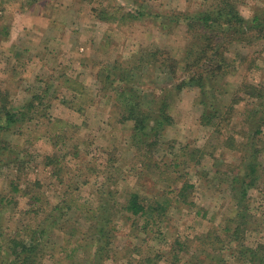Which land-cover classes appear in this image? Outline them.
Returning a JSON list of instances; mask_svg holds the SVG:
<instances>
[{"label": "rangeland", "instance_id": "374dc122", "mask_svg": "<svg viewBox=\"0 0 264 264\" xmlns=\"http://www.w3.org/2000/svg\"><path fill=\"white\" fill-rule=\"evenodd\" d=\"M204 1L0 0V87L9 90L15 107L38 94L46 96L44 104L48 101L47 118L41 127L43 138L34 141L35 145L26 144L31 148L27 156L29 167L21 173V189L27 180L38 181L40 186L30 187L27 196L12 195L11 204L5 213H0V231L25 229L43 218L34 213L44 203H48L46 210L60 203L72 208L62 219L63 228L69 236L74 233L81 238L53 233L47 246L42 241L45 252L41 264H126L132 257L133 264L139 258H143L140 264H146L151 247L158 251L165 240L171 241L175 235L190 240L211 226L221 228L236 217L234 198H239V190H234L233 179L243 175L240 155L250 152L253 141H242L248 150L241 153L227 149L215 123L220 118V109L229 105L235 91L233 86L244 81L263 85L264 41L245 49L244 45L239 47L245 55V64H237V70L221 81L220 78L210 81L205 94L194 87L176 89L172 77L156 71L150 58L153 51L167 49L173 61L183 60L190 39L185 25L162 23L158 17L163 15L167 19L178 11L197 13L213 9V0ZM102 5L118 16L114 20L110 16L111 22H104L106 25H96L90 20L91 10ZM247 5L240 7L246 19L264 10V0H247ZM130 10L141 14L134 19H122ZM19 34L25 35L22 39L26 40L11 44L22 37ZM248 63L253 65L246 68ZM133 68L136 70L125 81L139 93L142 110L154 112L164 97L171 118V123L160 129V137L152 148L145 146L150 137L144 138V144L139 143L133 137L132 123L120 122L123 110L116 91L123 71ZM204 102L218 111L213 125L200 123L201 114L211 111ZM220 131L224 133L226 129ZM13 143L21 145L22 141ZM257 146L264 150L263 144ZM48 154L64 159L46 167L42 159ZM189 158L193 163L183 167L182 161ZM257 162L262 165V169L257 168L259 180L245 197L247 218L255 230L246 233L243 243L252 248L256 243L264 245V152L258 154ZM153 163L158 167L152 166ZM173 167H177L174 172ZM177 173L194 186L188 208L175 202L172 179ZM138 175L141 176L137 178ZM5 177H13L10 170L0 175L1 194L10 191ZM167 177L172 178L169 180L172 191L168 192L164 188ZM114 190L118 194L110 198L109 192ZM129 190L137 191L147 204H152V199L167 203L168 197H172V207L160 213L159 218L154 217L157 223L149 224L147 230L153 232L146 236L138 235L132 219L120 221L118 211L124 202L120 194ZM36 195L41 202L32 206L30 199ZM102 204L103 210L114 214L109 221L116 227V233L114 239L111 233L110 244L100 256L95 254L94 235L98 225H103L99 219L94 222L91 213ZM99 211L101 208L96 212ZM142 221L134 224L141 225ZM4 233L0 244L8 242ZM188 253L191 255L193 249ZM221 253L220 259L225 264H243L230 251ZM203 259V264H220L217 254ZM155 264L167 263L161 260Z\"/></svg>", "mask_w": 264, "mask_h": 264}, {"label": "trees", "instance_id": "16d2710c", "mask_svg": "<svg viewBox=\"0 0 264 264\" xmlns=\"http://www.w3.org/2000/svg\"><path fill=\"white\" fill-rule=\"evenodd\" d=\"M211 4H213V9H206L197 13L178 11L167 19L163 15L158 17L162 23L170 21L175 26L184 24L187 34L190 36L183 60L173 61L174 57L165 51L167 49L155 50L150 54L155 70L169 74L173 79L175 88L178 90L184 87H194L205 94L207 84L210 81H216L219 78L221 81L228 74L237 70V64H245L243 60L245 55L239 51V47L244 45L243 48L245 49L264 41V10L256 11L249 19H246L240 13V7L249 6L247 0H213ZM91 12L96 20L102 22L110 23V16H113V20L114 17L118 16L116 13L109 12L103 5L98 10L92 7ZM140 14L141 12L130 10L126 13L127 16L122 19H134ZM249 64L246 65V68L253 65ZM135 70L136 68H133V71L128 69L123 71L120 79L122 82L116 91L117 101L120 104V109L123 110L120 122L132 123L133 137L139 143L144 144L142 142L144 138L150 137L148 139L150 142L145 146L146 148H152L156 145L158 137H160V129L162 126L169 125L171 118L166 112L167 103L163 100L164 97L157 103V109L154 112L142 110L138 97L139 93L125 81ZM233 88H235V91L230 97L229 105L223 106L225 110L220 109V118L218 117V123H215V129L220 135L224 136L223 146L236 152L241 153L248 150L242 141H253L250 152H244L243 155H240L239 165L244 166L245 169L243 175L238 174L233 179L234 190H239V198H234L237 206L236 217L226 221V224L221 228L211 226L206 232L194 236L190 240L189 237L187 240L175 235L171 241L165 240L158 251H154L155 249L153 250L151 247L150 250L152 251L150 256L147 257L148 263L146 264H155L156 261L161 260H164L167 264H203V258L213 254H217L220 264H225L220 259L221 250L230 251L234 257H239L238 260L243 264L246 262L249 264H255L256 262L264 264V245L256 243V246L252 248L246 247L243 243L246 233L255 230L251 221L247 218L249 210L245 197L250 189H255L259 180L257 178V168L262 169V165L257 162V156L264 150H262V147V149L258 148L257 145L259 143L264 145V83L263 85H255L244 81L238 84L237 87L233 86ZM43 98L46 99V96L33 95L31 99L15 107L9 90L0 87V175L4 170H10L13 176L12 178L5 177L9 181L10 191L8 194H1L0 191L1 214L5 213L9 204H11L12 195L19 193L20 196H27L30 187L37 188L40 186L38 181L27 180L24 181L26 186L23 189L20 188L22 184L21 173L24 168L29 167L27 156H29L31 148L26 144H33L34 141H40L43 138L41 127L47 118L48 108V101L44 104ZM203 104L209 105L211 111L201 114L200 123L213 125V120L217 117L218 111L211 107L209 103L204 102ZM222 125L223 127H221ZM218 126L224 128V130L226 129V131L222 133L221 128L219 129ZM57 138L61 139L62 136L58 134ZM14 141H22V144L18 145V142L13 143ZM191 157L194 158V155ZM58 159V155L48 154L42 159V162L48 167L59 164L64 158ZM188 162L193 163V160L189 158L187 161H182L181 164L185 167ZM152 166L156 167L157 164L153 163ZM168 166H165L166 169ZM174 168L177 167H173V172ZM140 176L138 175L137 178ZM171 179V177H167L164 180L166 192L174 190L175 202L188 208L193 184H190L187 179L184 180L183 176L177 173L172 179V181H175V187L171 190V185H169ZM117 194V190L110 191L109 197L112 198ZM120 195L124 199L118 211L120 221L132 219L134 229L138 230L140 237L152 233L153 231H149L147 228L149 224L155 225L157 223V219L154 217L159 218L160 213H165L173 205L172 197H168L167 203H160V201L152 199V204H147L137 191H124ZM163 198L164 196L161 200ZM30 200L31 203H28L32 206H36L41 202L39 195L31 197ZM59 204H52L46 210L48 203H44L34 213L37 218L38 216H43V218L40 221L37 220L33 225H27L25 229L20 228L24 229L23 231L18 228L13 229L12 232L0 231V236H4V232H6L9 237L6 244H0V264H41L40 260L45 252L44 246L49 244V238L53 233H60L64 237H75V239L81 240L80 235L79 238L74 233L69 236L65 227L63 228L62 219L68 216L72 208L67 205L60 206ZM103 207L102 204L101 207L97 208H101V211L96 212L97 209H95V212L93 211L94 215L91 213L94 222L98 223L96 220L99 219V222L103 225L102 227L98 225L99 229L94 235L96 236L94 237L95 243H97L95 254L100 256L104 254L110 244L111 233L113 239L116 233V227L111 225L114 214L111 215V212L103 210ZM18 212L20 214L24 213L23 211ZM53 212H57V215H54ZM201 214L205 215V211ZM140 219L143 220L141 225L134 224ZM219 229L220 234H218ZM20 232H24L25 235L21 236ZM42 241L45 242L44 246ZM70 245L72 246L71 242ZM191 249H193V253L189 255L188 252ZM72 250L74 251V249ZM218 250H220V254L217 253ZM133 259V257L130 258L126 264H133L131 262ZM142 260L143 258H139L136 263L140 264Z\"/></svg>", "mask_w": 264, "mask_h": 264}, {"label": "crops", "instance_id": "0c3cea01", "mask_svg": "<svg viewBox=\"0 0 264 264\" xmlns=\"http://www.w3.org/2000/svg\"><path fill=\"white\" fill-rule=\"evenodd\" d=\"M30 2H31V3H34L33 0H30ZM44 12H45V11L43 10V11H42V14H45V13H46V12H45V13H44ZM90 16H91V19H90V20H92V22L95 23L96 25H98V24H100V23L106 25V23H104V22H102V21L95 20L94 17L92 16V14H91ZM92 27H93V26H92ZM19 36H22V37L15 38V40L12 41L11 44H19V43H21L20 41H23V40L25 41V40H26V39H22V38H25V35H21V34H19ZM12 46H15V45H12Z\"/></svg>", "mask_w": 264, "mask_h": 264}]
</instances>
